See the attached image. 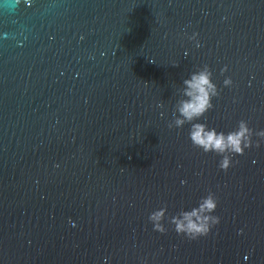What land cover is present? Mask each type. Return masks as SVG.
Instances as JSON below:
<instances>
[{"label": "water", "instance_id": "95a60500", "mask_svg": "<svg viewBox=\"0 0 264 264\" xmlns=\"http://www.w3.org/2000/svg\"><path fill=\"white\" fill-rule=\"evenodd\" d=\"M205 63L201 119L264 128V0H0V264H264V142L220 170L168 127ZM209 191L207 235L152 229Z\"/></svg>", "mask_w": 264, "mask_h": 264}, {"label": "clouds", "instance_id": "9594fccd", "mask_svg": "<svg viewBox=\"0 0 264 264\" xmlns=\"http://www.w3.org/2000/svg\"><path fill=\"white\" fill-rule=\"evenodd\" d=\"M197 35L193 32L188 38L195 40ZM195 43L197 47L200 46L198 40H195ZM225 70L226 66L220 69L221 73ZM231 84V77L225 76L222 85ZM181 86L168 127L179 129L187 123L188 140L202 152L216 153L219 156L218 169L227 170L235 162L232 160L233 155H242L245 149L258 147L264 142V128L253 130L244 119L238 120L235 127L227 131L218 130L201 119L204 113L213 107L212 99L219 95V89L212 79V70L208 64L205 63L190 71L182 79ZM161 106V103L157 102V107ZM253 136L259 139L253 140ZM217 203V197L209 191L206 195L200 196L194 205L181 207L171 215L168 214L166 205L154 208L148 213L147 220L154 231L166 232L168 230L166 221L177 235L195 240L207 235L212 227L220 222V217L215 214Z\"/></svg>", "mask_w": 264, "mask_h": 264}]
</instances>
